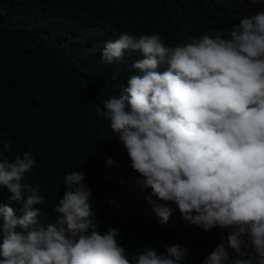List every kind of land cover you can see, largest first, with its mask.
Wrapping results in <instances>:
<instances>
[{
    "label": "clouds",
    "instance_id": "clouds-1",
    "mask_svg": "<svg viewBox=\"0 0 264 264\" xmlns=\"http://www.w3.org/2000/svg\"><path fill=\"white\" fill-rule=\"evenodd\" d=\"M127 50L142 54L131 65L138 74L95 111L126 148L142 177L137 183L151 189L153 212L164 224L173 212L155 196L174 202L205 232L229 230L227 245L204 264H264V11L240 18L228 38L205 32L174 47L159 34H121L106 42L102 61H121ZM2 149L11 151V141ZM34 166L31 150L0 159V185L22 212L0 203V264H176L187 256L176 244L167 255L145 248L129 259L118 229L100 232L93 194L75 170L63 178L67 190L54 207L55 222L41 224L36 206L44 197L23 182ZM229 248L237 258L230 260Z\"/></svg>",
    "mask_w": 264,
    "mask_h": 264
},
{
    "label": "trees",
    "instance_id": "trees-1",
    "mask_svg": "<svg viewBox=\"0 0 264 264\" xmlns=\"http://www.w3.org/2000/svg\"><path fill=\"white\" fill-rule=\"evenodd\" d=\"M257 11L264 3L249 0H0V151L3 142L12 144L0 159L32 151L35 166L23 182L44 197L36 206L40 223L55 222L54 207L67 190L63 178L75 170L93 194L100 232L118 229L129 259L145 248L167 255V247L179 244L187 256L176 264H204L219 244L227 245L228 229L205 232L184 220L172 201L152 196L172 208L168 223L153 212L146 199L151 189L137 183L142 177L126 148L95 111L138 74L131 65L143 57L127 50L121 61L106 64L102 50L121 34H159L170 47L205 32L228 38L240 18ZM10 196L0 185V203L22 215ZM228 252L230 260L237 258Z\"/></svg>",
    "mask_w": 264,
    "mask_h": 264
}]
</instances>
